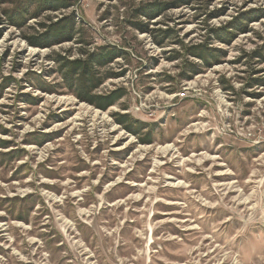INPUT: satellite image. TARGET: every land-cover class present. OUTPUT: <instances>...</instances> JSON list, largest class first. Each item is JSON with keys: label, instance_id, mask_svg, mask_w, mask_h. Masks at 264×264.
I'll return each instance as SVG.
<instances>
[{"label": "rangeland", "instance_id": "rangeland-1", "mask_svg": "<svg viewBox=\"0 0 264 264\" xmlns=\"http://www.w3.org/2000/svg\"><path fill=\"white\" fill-rule=\"evenodd\" d=\"M0 264H264V0H0Z\"/></svg>", "mask_w": 264, "mask_h": 264}, {"label": "trees", "instance_id": "trees-1", "mask_svg": "<svg viewBox=\"0 0 264 264\" xmlns=\"http://www.w3.org/2000/svg\"><path fill=\"white\" fill-rule=\"evenodd\" d=\"M182 0H180L181 2ZM185 1V0H183ZM52 8H57L59 6V3H55L50 1ZM161 7L156 4V3H152L151 5H146L145 7H141L138 8L135 11V15L134 18H137L138 16H143L146 17L147 19H151L155 14L159 13ZM24 13V10H20L17 12L16 15L20 16ZM67 22H65L63 25H61L60 27H55L54 29H52V33L50 34V38L53 37V39H60L61 37H65V35L69 36V32L66 31V29L69 27V21L70 20H66ZM134 26L136 28H140L141 30H144L143 27L141 26V24L135 23ZM170 31H160L161 36H165L167 35V33ZM158 44H162L163 42L161 40H159L158 38L155 40ZM197 47V48H196ZM196 47H190L188 48L189 52L188 54L194 57H198L200 59H202L204 62H206V59L208 58V56H210L207 52V49L205 46H201V45H197ZM187 49V48H186ZM191 50V51H190ZM125 53V52H124ZM124 53L120 52L121 55H123ZM114 51L111 50H107L105 48H100L99 52L94 53L93 55L90 54L87 56L86 60H76L75 62L66 60L63 63V74H66L68 76H66V79H70L73 80V77L75 75H79L80 80H79V88L84 89V87H88V88H92L95 89L96 86L101 83V81L105 78L104 76H97L96 71H94V67L99 65H105L108 63V60L112 58V56L114 55ZM196 65H190L188 67V69L190 71H193V68ZM81 92H84L83 90ZM86 94V92H85ZM90 94V93H89ZM80 95V94H79ZM122 93H118L117 91H112L110 92V94H106V95H89V97H84L86 98L85 100L87 102H90L91 104H93L94 106L99 107L102 110H106L109 107H111V105H113L116 100H118L119 98H121ZM118 117L116 118L117 121L120 124L125 125L126 127L125 129L129 130L130 132L136 133L135 130H133V127L131 126V124H128L129 119L126 118L128 116L126 115H117Z\"/></svg>", "mask_w": 264, "mask_h": 264}]
</instances>
